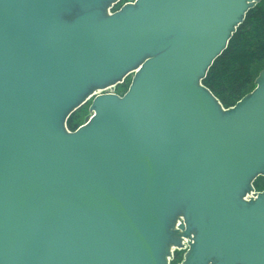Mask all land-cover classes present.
<instances>
[{
    "label": "water",
    "instance_id": "1",
    "mask_svg": "<svg viewBox=\"0 0 264 264\" xmlns=\"http://www.w3.org/2000/svg\"><path fill=\"white\" fill-rule=\"evenodd\" d=\"M119 1L0 0V264H264V69L203 84L262 0Z\"/></svg>",
    "mask_w": 264,
    "mask_h": 264
},
{
    "label": "trees",
    "instance_id": "2",
    "mask_svg": "<svg viewBox=\"0 0 264 264\" xmlns=\"http://www.w3.org/2000/svg\"><path fill=\"white\" fill-rule=\"evenodd\" d=\"M264 69V0L251 9L231 38L227 49L215 60L203 84L216 96L224 108L236 105L255 88V81ZM131 83L125 81L127 90ZM125 90V91H126ZM89 103L75 111L67 121L70 131L85 123ZM256 191H264V177L254 182ZM182 258L177 255L173 264Z\"/></svg>",
    "mask_w": 264,
    "mask_h": 264
},
{
    "label": "built area",
    "instance_id": "3",
    "mask_svg": "<svg viewBox=\"0 0 264 264\" xmlns=\"http://www.w3.org/2000/svg\"><path fill=\"white\" fill-rule=\"evenodd\" d=\"M134 1L135 0H132L129 3H134ZM115 92H116V87H111V88H108V89H106L104 91H100L99 93L101 94V93H115ZM254 197H255V195H254V193H252L251 195H248L246 197V199L249 200V199H252ZM178 224H180V222H178ZM189 242H190V239L183 238V240H182V247L181 248H173V250H172V253L173 254H172L171 261L174 260V257L176 255V253H184L185 251L188 250V248H189Z\"/></svg>",
    "mask_w": 264,
    "mask_h": 264
},
{
    "label": "flooded vegetation",
    "instance_id": "4",
    "mask_svg": "<svg viewBox=\"0 0 264 264\" xmlns=\"http://www.w3.org/2000/svg\"><path fill=\"white\" fill-rule=\"evenodd\" d=\"M132 76H133V75L130 76L131 79H132ZM252 193H254V195H255L256 193H258V191H254V192H252ZM252 193H251V194H252ZM251 194H248V195H251ZM248 195H247V196H248ZM247 196H246V197H247ZM246 197H245V200H247ZM255 197H256V196H255ZM255 197L252 198V199H255ZM252 199H249V200H247V201H250V200H252ZM178 222H180V224H182V223H183V219H180V220L177 221L176 228H178L179 225H180V224H178ZM183 238H184V237H183ZM183 238H182V240H183ZM188 239H190V238H188ZM190 241H192V239H190Z\"/></svg>",
    "mask_w": 264,
    "mask_h": 264
},
{
    "label": "rangeland",
    "instance_id": "5",
    "mask_svg": "<svg viewBox=\"0 0 264 264\" xmlns=\"http://www.w3.org/2000/svg\"><path fill=\"white\" fill-rule=\"evenodd\" d=\"M125 90H126V89H125L124 87L121 88V89H120V93H121V94H124ZM87 108H88V109L86 110L85 115H84L85 119H86L87 117H89V115H90L89 105L87 106Z\"/></svg>",
    "mask_w": 264,
    "mask_h": 264
}]
</instances>
